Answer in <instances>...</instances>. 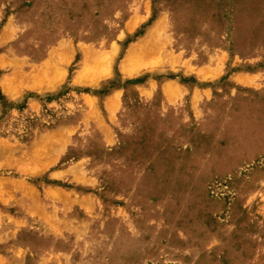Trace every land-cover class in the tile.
Listing matches in <instances>:
<instances>
[{"label": "rangeland", "instance_id": "1", "mask_svg": "<svg viewBox=\"0 0 264 264\" xmlns=\"http://www.w3.org/2000/svg\"><path fill=\"white\" fill-rule=\"evenodd\" d=\"M0 264H264V0H0Z\"/></svg>", "mask_w": 264, "mask_h": 264}]
</instances>
